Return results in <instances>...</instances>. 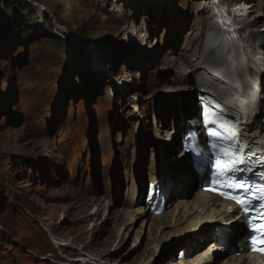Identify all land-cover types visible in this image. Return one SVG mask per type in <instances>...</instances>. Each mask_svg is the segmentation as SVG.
I'll return each mask as SVG.
<instances>
[{"label":"rangeland","instance_id":"1","mask_svg":"<svg viewBox=\"0 0 264 264\" xmlns=\"http://www.w3.org/2000/svg\"><path fill=\"white\" fill-rule=\"evenodd\" d=\"M129 1L0 0V264H72L79 252L106 264H135L141 256V216L113 221L101 213L146 203L145 196L133 206L120 199L127 184L123 157L131 156L132 174L140 159L146 180L152 143L171 138V131H153V111L157 103L181 100L177 93L189 87L176 78L151 79L165 71L171 52L179 63L184 53L177 52L198 24L194 7L201 2L171 0L178 12L172 15L164 0L165 15L158 5L151 17L148 4ZM156 13L165 18L149 37L156 51L151 63L139 61L134 50L149 38L141 37L138 25L143 18L154 21ZM248 13L247 22L254 8ZM173 19L182 23L179 30ZM173 38L179 45L171 46ZM136 126L145 137L137 142L142 148L134 145ZM144 143L152 148L144 152ZM100 198L103 206L94 214V199ZM150 214L147 209L143 216ZM178 234L163 237L151 258L166 252ZM165 257L160 264L177 255Z\"/></svg>","mask_w":264,"mask_h":264},{"label":"bare ground","instance_id":"2","mask_svg":"<svg viewBox=\"0 0 264 264\" xmlns=\"http://www.w3.org/2000/svg\"><path fill=\"white\" fill-rule=\"evenodd\" d=\"M141 1L150 6L146 9L149 11V16L152 17L158 5H160V14L165 15L161 13L164 0H133V3L139 5ZM167 1H169L167 11L172 15L173 12L178 13L177 10H172L171 0ZM200 2L194 7L195 15L198 16V24L195 28L193 27L195 29L194 32L192 30L193 33L188 32L190 36L186 34L190 38L185 39L184 37L183 46L180 44L182 48L180 47L177 52V54L184 53L180 54L182 58L179 63L175 62L176 57L171 52L172 54L165 57L163 62L164 66L170 67V70L166 67L156 79L154 77L151 79L156 81L158 78H167L171 82H176V78L182 81L178 84L189 87L186 93H177V97L181 100L172 99L157 103V108L153 111V131L156 133L164 130L171 131V138L167 143L160 142V146H157L155 142L152 143L154 144L153 151L148 154L146 152L148 156L145 160L148 175L146 180H144L143 170L141 174L140 159H138V165H134L133 175L132 172L130 173L133 163L131 156L126 152L123 157L127 184L126 188L122 187L120 199L124 197L133 206L139 201V197L151 198L153 192L161 191L165 197V203L167 202L165 210L159 215L151 213L150 218H146L143 216L148 209L146 204L128 210H125L124 204L118 214L114 212L109 215L105 210L101 213V217L107 216L113 221L120 218L122 220L125 216L129 220L141 216L139 224L142 228L146 227V238L144 249L141 251V256L137 253L135 264H160L163 257L171 255L172 259L173 255L180 253L182 256H177L167 264H264V262L260 263L263 257L253 256L246 252L244 222L239 208L231 200L221 199L212 193L196 188L195 169L187 153L180 147V141L186 128L194 127L201 133L198 116L199 104L195 100V94L192 97V91L195 92L198 89L209 90V92L213 89L221 96L226 111L236 121L248 124L254 122L259 131L257 138H264V0H217L216 6L212 0H200ZM253 8L255 13L252 14V20L247 22L249 17L245 19L243 16L246 13L249 14L248 12H251ZM200 9L201 12H198ZM160 14H157L152 22L143 18L139 23L137 32H142L141 37L144 40L153 34V29L160 28V19H165ZM158 15L160 18H157ZM185 20L188 23L187 18ZM174 22L179 26H177L178 29L173 28L171 30L173 32H175L174 29L179 30L182 25L181 22L173 19ZM132 36L135 37L133 34ZM148 40L147 46L134 50V53L139 61L148 58L146 60L151 63L156 48L151 46L152 38ZM171 41L172 43L167 44V51L170 50V43L172 47L179 45L175 38ZM163 42L160 44L161 47L166 45ZM236 62L239 64L235 68ZM169 75L170 78H168ZM133 115H130L131 120H137L136 115H134L136 119L133 120ZM144 124L140 121L139 127ZM139 127H134L131 134L135 136V147L142 148V145L138 143L139 139L144 136ZM152 144L147 146V143H144L143 151L145 152V149L149 147L152 148ZM162 155L167 159L166 161L162 160ZM203 179L204 176L201 180ZM102 201V198L94 199V214L103 206L100 203ZM92 202L93 199L90 198L88 203ZM106 204L108 203L104 205ZM229 209L234 211L229 212ZM119 231L120 228L117 229L116 235ZM175 232H180V234L164 250L166 252L154 259L151 258L161 246V239ZM219 239L226 242L227 251L218 249ZM53 240L54 243L61 245L57 239ZM65 244L71 243L66 241ZM132 244L134 242H131ZM230 248L233 250L230 251ZM84 257L88 260V264H106L105 261L103 263L101 257H88L81 252L71 257L70 262L75 260L72 264H86ZM169 258L164 260L167 261ZM116 264H123V262L118 261Z\"/></svg>","mask_w":264,"mask_h":264},{"label":"snow or ice","instance_id":"3","mask_svg":"<svg viewBox=\"0 0 264 264\" xmlns=\"http://www.w3.org/2000/svg\"><path fill=\"white\" fill-rule=\"evenodd\" d=\"M205 107L207 110L208 106ZM215 107L219 106L215 105ZM217 119L209 113L204 120L206 134L209 137V147L215 157L216 171L213 172V177L218 185L216 188L207 190L218 191V194L225 199L235 201L243 213L248 215L253 210V200L264 201V188L252 184L247 178L249 174H255L253 167L255 161L252 160L254 154L251 151V146L242 138V134L231 129L225 123L217 124ZM209 125H213V127H209ZM189 151L194 156L200 155L199 147L189 148ZM237 189L250 192L251 195L243 197L236 192ZM259 208L264 210V203H261ZM228 211L234 210L229 209ZM260 218H264V211H258L256 217L249 216L248 224L252 230L264 232V223L259 225L254 223L256 219ZM252 243L256 245L257 242L254 240ZM259 243L261 246H254L252 250L264 253V240Z\"/></svg>","mask_w":264,"mask_h":264},{"label":"water","instance_id":"4","mask_svg":"<svg viewBox=\"0 0 264 264\" xmlns=\"http://www.w3.org/2000/svg\"><path fill=\"white\" fill-rule=\"evenodd\" d=\"M193 94H195V92H194V91H192V97H193Z\"/></svg>","mask_w":264,"mask_h":264}]
</instances>
